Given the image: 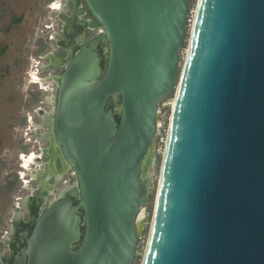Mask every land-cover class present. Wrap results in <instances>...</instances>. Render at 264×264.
<instances>
[{"label":"water","instance_id":"obj_1","mask_svg":"<svg viewBox=\"0 0 264 264\" xmlns=\"http://www.w3.org/2000/svg\"><path fill=\"white\" fill-rule=\"evenodd\" d=\"M191 2H68L92 21L65 61L44 55L63 70L25 264L135 263L172 95L141 264H264V0H198L179 72Z\"/></svg>","mask_w":264,"mask_h":264},{"label":"rangeland","instance_id":"obj_2","mask_svg":"<svg viewBox=\"0 0 264 264\" xmlns=\"http://www.w3.org/2000/svg\"><path fill=\"white\" fill-rule=\"evenodd\" d=\"M53 0H0V244L4 239V231L11 229V217L13 214L12 203L16 204L18 199L28 195L25 187L35 188V183L28 177L34 170V159L31 160L30 166L25 170L21 169L20 156L39 152V149L45 147L46 144L36 140V132L47 131V127L41 126V120L38 112L40 109L49 111L50 108L42 105L45 98L51 93L55 94V87L49 75L58 73L54 68L44 71L42 65H47L44 53L39 54L38 51L43 42L49 46H53L51 41L52 30L48 27L55 22L58 17V11H51L47 6ZM198 0H192L190 7V23L188 28V36L185 47L180 52L181 72L187 52V41L189 39L193 18L196 11ZM21 20L19 24L15 21ZM57 26V23H55ZM54 25V26H55ZM55 26V28H57ZM54 28V27H53ZM36 59L41 66L40 69V90L33 93L34 96L28 98L23 95L26 89L24 77L30 68V59ZM43 89V90H42ZM50 89L51 93L47 90ZM53 90V91H52ZM29 92V90H28ZM38 100L34 101L33 98ZM174 96L167 97L160 105L161 109V128L158 130L156 139V162L149 174V196L151 202L145 206L146 223L145 234L141 240L136 261L134 264H141L142 256L145 250L149 228L152 221L155 197L158 187V179L161 167V160L165 148L167 134L169 130L170 117ZM33 123V124H32ZM29 156V155H28ZM19 157V158H18ZM31 157V155H30ZM35 157V154H34ZM42 157L41 160H43ZM18 176V185L9 190L8 187L16 182ZM27 176V179L24 177ZM28 180V184L25 182ZM65 181H61L56 188V193L61 189ZM54 199L52 196L48 203ZM12 208V209H11ZM45 208V207H44ZM18 220V218H16ZM15 220V221H16ZM18 222V221H17ZM4 246V245H3ZM6 250V246H4Z\"/></svg>","mask_w":264,"mask_h":264},{"label":"flooded vegetation","instance_id":"obj_3","mask_svg":"<svg viewBox=\"0 0 264 264\" xmlns=\"http://www.w3.org/2000/svg\"><path fill=\"white\" fill-rule=\"evenodd\" d=\"M71 0H60V8L58 12V17L56 18L55 22L51 24V26L48 28L49 30H52L51 33V41L53 46H50V50H48L44 55H48L51 53H54L58 56V58L62 59V61L66 60L67 51L69 49H72L74 53L77 52L78 48L81 46L82 39L87 36L89 33V27L88 24L92 21L91 16L87 13L86 15H82V9H85V5L81 4L75 8V14L71 15L68 11L67 4ZM57 23V26L55 25ZM57 28H55V26ZM54 27V28H53ZM97 33H94L92 35L91 39L97 36ZM47 65H42V69L45 67H49L53 63H51V60L49 58H46ZM51 68L57 69L59 72L54 73L52 70V74L49 75V79L52 81L51 76H57L61 74L62 70L61 68L54 67V65L51 66ZM54 83V82H53ZM54 87L56 89V85L54 84ZM43 90V89H42ZM48 92L51 93V90L48 89ZM53 91V90H52ZM56 95L54 92L50 94V96L46 97L44 102H42V105H46L50 108L49 111H45L40 109L38 112V115H40V122L38 125L47 127V131H43L38 133L35 137V139L39 140L40 142H43L46 144V148L48 146L47 142V136L49 133V121L53 117V109L55 106L54 98ZM44 159L42 161H46L47 157L43 154ZM35 159V158H34ZM64 184L67 185L69 191H72L73 188L76 186V180L74 175L72 174V171H70L63 179ZM41 200V199H39ZM37 201L35 204V210H33L30 213L29 218L25 221H21L18 224H16V227L14 228L13 232L10 234L9 237H6V254L4 256L1 255V261L0 264H25L23 260V251L25 250L27 246V240L29 237L30 232L33 229V223L35 218L39 215L41 212V208L39 205H37ZM145 234V232H144Z\"/></svg>","mask_w":264,"mask_h":264},{"label":"crops","instance_id":"obj_4","mask_svg":"<svg viewBox=\"0 0 264 264\" xmlns=\"http://www.w3.org/2000/svg\"><path fill=\"white\" fill-rule=\"evenodd\" d=\"M47 9H49L48 6H47ZM22 91H23L24 97L28 101V98H30L32 96V94L35 93L37 90L36 91L33 90V91H30V92H27L26 90H22ZM38 127H39V129L41 131L42 130L41 129V126L39 125ZM35 134L37 135L38 133L36 132ZM42 149L43 148L41 147L39 149V152H37V154L36 153L28 154V155H31V156H34V154H35V157H34L35 159L33 158L34 159V162L32 163V164L35 165L34 166L35 168L32 171V174L30 175V177H28V179L30 178L35 183L36 186H35V188L25 187L24 190L28 191V195L25 196L24 198L18 199L16 204L12 203V207H14V209L12 211L13 214H12V217L10 219L12 228L11 229H6L4 231V239H3V241H1V243L4 246H6V244H7L6 241H5L6 237H9L10 236V234L13 232L14 228L16 227V224H18L21 221H25L26 222V220L30 216V213L33 210H35L36 201H37V205L40 206L41 210H42V206L44 207V205H42L41 200H39V197H40V194H41L40 186L43 185V183L41 185H39L37 183V180H36V171H38L40 169L41 164L44 162V161L41 160L42 157H43ZM28 155L25 156V155L22 154L20 156V159L19 160L21 162H24L25 158L22 157V156L27 157ZM29 159H31V157H29ZM28 167H25V166L22 167V165H21L20 168L26 171V169ZM25 178L27 179V176H25L24 179ZM25 184H28V180L25 182ZM37 205H36V207H37ZM16 218H18V220H16ZM3 245L0 244V261H1V255L4 256V254H6V250L4 249V246ZM6 248H7V246H6Z\"/></svg>","mask_w":264,"mask_h":264},{"label":"built area","instance_id":"obj_5","mask_svg":"<svg viewBox=\"0 0 264 264\" xmlns=\"http://www.w3.org/2000/svg\"><path fill=\"white\" fill-rule=\"evenodd\" d=\"M60 0H53L49 5H48V8L49 10L51 11H58L59 8H60ZM49 28V27H48ZM40 69H41V66L39 64V61H37L36 59H33L31 58L30 59V68L28 70V72L26 73V77H24V83H26V91L29 92L30 91H33V90H40V80H41V77H40ZM25 158V156H22ZM30 157L27 156V159L25 160H28ZM25 160L24 162L22 163V167H24L25 165ZM30 164V162H29Z\"/></svg>","mask_w":264,"mask_h":264},{"label":"trees","instance_id":"obj_6","mask_svg":"<svg viewBox=\"0 0 264 264\" xmlns=\"http://www.w3.org/2000/svg\"><path fill=\"white\" fill-rule=\"evenodd\" d=\"M21 20H22V19H20V20H18V21H15V24H19V23L21 22ZM48 47H49V46L47 45V43H46V42H43L41 48H40L39 51H38V53L41 54V53L47 52L48 50H47V51H45V50L48 49ZM32 96H34V95L32 94ZM33 100H34V101H37L38 98H37V97H34ZM15 178H16V182H15L12 186L8 187L9 190H12L13 188H15V187L18 185V183H19V181H18V180H19V179H18V176H16Z\"/></svg>","mask_w":264,"mask_h":264},{"label":"bare ground","instance_id":"obj_7","mask_svg":"<svg viewBox=\"0 0 264 264\" xmlns=\"http://www.w3.org/2000/svg\"><path fill=\"white\" fill-rule=\"evenodd\" d=\"M34 158V156H31V159H28V160H25V167H28V166H30L29 165V162H31V160ZM25 159H27V157H25Z\"/></svg>","mask_w":264,"mask_h":264}]
</instances>
